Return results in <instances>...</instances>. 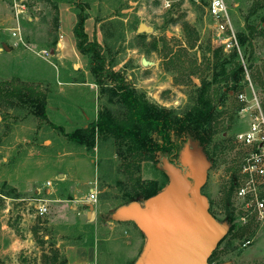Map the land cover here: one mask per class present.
Wrapping results in <instances>:
<instances>
[{"label":"rangeland","instance_id":"obj_1","mask_svg":"<svg viewBox=\"0 0 264 264\" xmlns=\"http://www.w3.org/2000/svg\"><path fill=\"white\" fill-rule=\"evenodd\" d=\"M223 1L235 36L248 34L246 48L238 50L244 67L241 90L226 92L231 83L212 87L219 107L218 132L204 145L189 136L186 145L199 149L208 162L201 194L217 226L228 227L208 264H264V222L243 223L235 216L240 150L234 143L235 134L247 128L254 106L264 115V0ZM207 2L0 0V36L9 47L0 53V81L17 77L47 96L45 120L27 107L0 103V264H53L55 259L62 264H137L146 237L134 221L118 213L132 205L145 206L139 182L158 180L165 188L167 161L158 156L139 164L110 136H98L95 147L87 148L52 127L62 126L68 133L87 126L102 109L119 111L100 92L74 37V56H62L61 25L68 14L74 24L75 6L83 3L88 17L84 31L102 47L106 62L114 64L112 71L120 72L147 102L182 114L194 102L198 77L210 79L212 50L221 46ZM21 4L24 13L17 21ZM140 24L148 31L138 34ZM14 28L18 37L10 34ZM223 52L218 63L228 54ZM239 93L245 101L239 100ZM92 189L95 203L88 220ZM40 205L46 207L42 215ZM239 229H245L242 236H236Z\"/></svg>","mask_w":264,"mask_h":264},{"label":"trees","instance_id":"obj_2","mask_svg":"<svg viewBox=\"0 0 264 264\" xmlns=\"http://www.w3.org/2000/svg\"><path fill=\"white\" fill-rule=\"evenodd\" d=\"M84 6L83 3L75 6L76 21L72 28L75 48L88 57L94 82L99 86L100 92L107 94V99L118 106L119 111L112 113L108 109H102L87 126L68 133L64 132L62 126L53 124L52 127L60 131L69 142L87 148L95 147L98 136H110L117 145L125 146L126 152L139 164L142 161H155L158 156H162L168 162L178 165L179 154L189 136L201 145L209 142L218 132L215 120L219 107L215 106L212 99V91L215 92L213 88L221 83L226 86L231 83L230 88H225L226 92L241 90L240 81L244 76V67L238 50L232 49L222 63L217 62L218 55L223 52L222 47L212 50L214 71L210 79L198 77L200 85L194 90V102L181 114L147 102L127 83L120 72L112 71L114 64L106 62L102 47L96 40L90 41L84 31V22L88 18L84 14ZM187 27L186 24L183 25L184 30ZM247 28L250 34L253 33L249 24ZM247 36L244 31L236 35L239 50L246 48ZM4 102L11 107L15 106L13 103L27 107L35 117L46 119L47 96L39 86L23 83L17 77H13L11 81H0V103ZM164 185L165 183L161 184L158 180H148L139 182L137 189L139 188L138 192L143 199L147 200L159 193ZM230 188L232 191L233 186ZM232 229L233 225L229 227V231ZM244 230L239 229L236 236H242ZM56 263L62 264L55 259L53 264Z\"/></svg>","mask_w":264,"mask_h":264},{"label":"water","instance_id":"obj_3","mask_svg":"<svg viewBox=\"0 0 264 264\" xmlns=\"http://www.w3.org/2000/svg\"><path fill=\"white\" fill-rule=\"evenodd\" d=\"M145 31L148 28L140 24L137 33ZM3 50L9 48L0 47ZM178 160V165L166 160L169 181L145 206L132 205L118 213L119 218L134 221L146 237V249L137 264H208L228 230L226 224L217 226L208 212L207 198L201 194L208 168L203 153L185 144ZM87 208L89 220L94 204L87 203Z\"/></svg>","mask_w":264,"mask_h":264},{"label":"built area","instance_id":"obj_4","mask_svg":"<svg viewBox=\"0 0 264 264\" xmlns=\"http://www.w3.org/2000/svg\"><path fill=\"white\" fill-rule=\"evenodd\" d=\"M207 3L206 12L214 19L216 28L219 29L218 38L221 44L219 47H222L225 53H229L234 48L239 50L224 1L208 0ZM23 13L24 5H18L17 21L19 15ZM10 34L18 37V29H12ZM238 98L240 101L246 100L243 93H239ZM246 110V108L242 109V111ZM253 111L247 128L238 131L234 136V143L240 150L239 179L235 183V198L238 200L235 205V216L243 223L250 219L258 223L264 222V115L258 105L254 106ZM87 202L95 203L93 189L88 193ZM37 210L38 214L42 215L46 212V207L40 205ZM248 243L249 241L246 242Z\"/></svg>","mask_w":264,"mask_h":264},{"label":"bare ground","instance_id":"obj_5","mask_svg":"<svg viewBox=\"0 0 264 264\" xmlns=\"http://www.w3.org/2000/svg\"><path fill=\"white\" fill-rule=\"evenodd\" d=\"M65 22V19H63ZM60 51L63 57L71 58L74 56V48L71 43V38L68 32L63 31V34L60 36ZM93 214V213H92ZM91 214V217H92Z\"/></svg>","mask_w":264,"mask_h":264},{"label":"crops","instance_id":"obj_6","mask_svg":"<svg viewBox=\"0 0 264 264\" xmlns=\"http://www.w3.org/2000/svg\"><path fill=\"white\" fill-rule=\"evenodd\" d=\"M71 16V17H70ZM65 18H66V20H65V22H64V20H63V26L61 25V28H63L64 29V31L65 32H68L69 33V35H70V38H72L73 37V33H72V28H73V26H74V24H73V19H72V15H70V14H68V16H64ZM62 32H63V30H62ZM61 36V35H60ZM59 41H61V40H59ZM2 42V43H1ZM0 44H1V46L0 47H2V46H6V44H5V41H4V39L2 38V36H0ZM8 47V46H7ZM9 48V47H8ZM59 49H60V47H59ZM2 52H5V50H3V51H1L0 53H2ZM6 52H9V51H6ZM3 58H5L6 59V57H3ZM5 59H3V60H5ZM90 192V191H89ZM14 198V197H13ZM12 198V200H14ZM20 200H22V198L20 199ZM11 205H13V203H11ZM7 207H10L9 206V204H8V206Z\"/></svg>","mask_w":264,"mask_h":264}]
</instances>
